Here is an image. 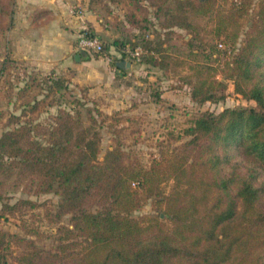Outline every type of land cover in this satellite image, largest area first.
Returning <instances> with one entry per match:
<instances>
[{"label": "trees", "instance_id": "obj_1", "mask_svg": "<svg viewBox=\"0 0 264 264\" xmlns=\"http://www.w3.org/2000/svg\"><path fill=\"white\" fill-rule=\"evenodd\" d=\"M13 2L0 0V40ZM97 2L87 7L94 12ZM125 2L129 24L154 17L164 30L145 40L137 63L185 66L181 80L197 104L222 99L230 80L255 107L195 112L178 143L147 163L121 143L100 157L90 108L83 117L59 107L51 122L11 115L15 126L0 133V219H15L22 233L0 227V264H264V0ZM174 28L189 33L183 51L167 43ZM14 62L9 50L0 55V78ZM54 83L65 86L61 77ZM18 189L59 200L10 201L8 190ZM147 199L158 213L132 216Z\"/></svg>", "mask_w": 264, "mask_h": 264}, {"label": "rangeland", "instance_id": "obj_2", "mask_svg": "<svg viewBox=\"0 0 264 264\" xmlns=\"http://www.w3.org/2000/svg\"><path fill=\"white\" fill-rule=\"evenodd\" d=\"M97 1L93 4L95 11L92 12L101 25L97 33L104 45L103 52L87 51L88 60L79 61L67 69H48L32 65L25 59L14 58V65L0 78V133L15 126V123L7 124L11 115H18L21 120L51 122L59 107L79 110L83 117L90 108L96 115V126L101 132L100 157L107 148L121 143L147 163L150 158L159 155L163 145L178 143L176 139L180 138L182 129L190 123L195 112H217L233 106L255 107L254 102L246 101L234 93L230 80L227 81L222 99L197 104L190 97L189 87L181 80L188 73L185 66L164 70L145 62L130 60L129 51L134 46L142 48L145 40L156 38L158 32L164 31L163 28L154 17L141 27L129 24L124 16L127 8L125 0ZM161 37L165 35L161 34ZM169 37L167 43L183 51L189 33L174 28ZM7 47L4 36L0 40V55L8 50ZM122 58L131 62L128 69L115 67V61ZM59 77L65 86L57 90L54 80ZM26 83L28 87L24 86ZM48 84L55 89L53 93L46 88ZM158 92L164 100L158 101ZM96 109L106 117L98 115ZM109 115L111 118H108ZM126 116H130L132 121L115 120ZM170 184L168 182L165 185L166 190ZM8 196L10 201L19 196L51 203L59 200V195L54 192L33 195L23 193L20 189L8 190ZM157 213V210L152 209V200L147 199L131 215L141 217ZM67 219L63 217L62 220L67 222ZM17 224L13 218L0 219V227L21 234ZM37 244L46 248L52 246L48 238L37 239Z\"/></svg>", "mask_w": 264, "mask_h": 264}, {"label": "crops", "instance_id": "obj_3", "mask_svg": "<svg viewBox=\"0 0 264 264\" xmlns=\"http://www.w3.org/2000/svg\"><path fill=\"white\" fill-rule=\"evenodd\" d=\"M77 5L83 10L72 12ZM87 5L88 0H14L13 24L6 32L11 55L48 69L85 62L87 56L75 58L78 33L86 27L97 33L101 27Z\"/></svg>", "mask_w": 264, "mask_h": 264}, {"label": "built area", "instance_id": "obj_4", "mask_svg": "<svg viewBox=\"0 0 264 264\" xmlns=\"http://www.w3.org/2000/svg\"><path fill=\"white\" fill-rule=\"evenodd\" d=\"M74 13H79L80 9L78 6H72L70 9ZM103 42L100 36L93 30L87 27L82 29L77 36L75 47L77 50L94 51L98 53L103 52ZM130 60L138 61L142 54V48L140 46H134L130 51Z\"/></svg>", "mask_w": 264, "mask_h": 264}, {"label": "water", "instance_id": "obj_5", "mask_svg": "<svg viewBox=\"0 0 264 264\" xmlns=\"http://www.w3.org/2000/svg\"><path fill=\"white\" fill-rule=\"evenodd\" d=\"M87 56V52L85 50H80L75 54V58L78 60L80 56ZM119 68L122 69H128L131 66V62L127 59H118L115 63ZM163 216V213H161V217Z\"/></svg>", "mask_w": 264, "mask_h": 264}]
</instances>
